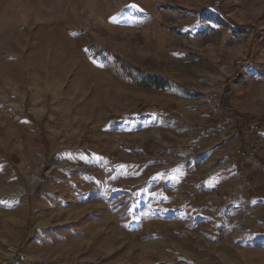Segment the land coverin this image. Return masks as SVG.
<instances>
[{
  "label": "rangeland",
  "instance_id": "374dc122",
  "mask_svg": "<svg viewBox=\"0 0 264 264\" xmlns=\"http://www.w3.org/2000/svg\"><path fill=\"white\" fill-rule=\"evenodd\" d=\"M0 264H264V0H0Z\"/></svg>",
  "mask_w": 264,
  "mask_h": 264
},
{
  "label": "trees",
  "instance_id": "16d2710c",
  "mask_svg": "<svg viewBox=\"0 0 264 264\" xmlns=\"http://www.w3.org/2000/svg\"><path fill=\"white\" fill-rule=\"evenodd\" d=\"M91 54L97 57L100 54L98 46L92 45L89 47ZM115 63L119 65L120 70L124 75L134 81V83L143 89L162 90L166 87L165 81L157 77L146 76L139 69L133 68L118 57L114 58Z\"/></svg>",
  "mask_w": 264,
  "mask_h": 264
},
{
  "label": "snow or ice",
  "instance_id": "6c2138e0",
  "mask_svg": "<svg viewBox=\"0 0 264 264\" xmlns=\"http://www.w3.org/2000/svg\"><path fill=\"white\" fill-rule=\"evenodd\" d=\"M130 7H132L133 9H135L137 6L136 5H130Z\"/></svg>",
  "mask_w": 264,
  "mask_h": 264
},
{
  "label": "bare ground",
  "instance_id": "6f19581e",
  "mask_svg": "<svg viewBox=\"0 0 264 264\" xmlns=\"http://www.w3.org/2000/svg\"><path fill=\"white\" fill-rule=\"evenodd\" d=\"M31 182H32V184H34V181L33 180Z\"/></svg>",
  "mask_w": 264,
  "mask_h": 264
}]
</instances>
